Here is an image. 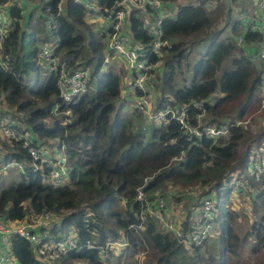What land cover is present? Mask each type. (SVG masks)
I'll return each instance as SVG.
<instances>
[{
    "label": "trees",
    "instance_id": "1",
    "mask_svg": "<svg viewBox=\"0 0 264 264\" xmlns=\"http://www.w3.org/2000/svg\"><path fill=\"white\" fill-rule=\"evenodd\" d=\"M23 1L0 0V4H8V25L0 36V97L15 114H23L24 125L11 123L16 132H28V141L45 143L50 153L62 147L68 170L64 184L50 185L43 183L47 174L44 165L37 169L24 166L19 182L0 186V216L16 222L42 213L58 216L47 238L60 240L59 234L71 232L76 247H80L60 254L54 260L59 264H122L125 260L135 264H264V215L251 220L239 236L236 212L222 201L232 190L228 185L234 175L231 171L243 172L251 150L264 147L262 126L253 131L247 122L233 124L247 121L260 102L264 59H256L262 60L257 68L255 57L246 50L258 46L263 33L250 30L235 16L230 24L234 35L220 37L221 28L230 22L222 5L182 0L186 3L156 26L160 41L169 42V47H160L158 57L150 49L155 41L148 17L153 15L152 8L145 5L131 12L127 20L130 39L142 46L148 63L159 62L161 67L160 73L153 71V78L148 80L152 86L149 94L156 95L154 108L185 106L192 125L229 124L224 137L187 141L173 120L150 124L145 133L116 107L120 96L118 74L111 69L99 71L104 58L103 39L112 30L93 33L86 22V15L93 9L87 0H83L86 5L75 0H25L30 4L27 10ZM120 1L93 0L95 12L107 19L112 11L121 9L117 6ZM144 15L149 25L144 23ZM220 21L224 25L217 28ZM237 24L242 27L240 34ZM235 35L242 36L243 47L235 43ZM193 42L200 44L196 62L186 52L188 43ZM42 44L52 46V71L38 62ZM76 71L89 72L83 90L64 101L59 95L60 72L69 76ZM179 80L183 82L181 87ZM196 102L200 109L193 106ZM54 107L56 112L52 113ZM132 110L138 117L139 112ZM200 111L204 119L197 121ZM4 139L7 143H0L5 150L0 154V166L21 158L30 162L20 140ZM245 179L250 192L264 194V188L258 190V182L264 179ZM167 183L180 186V190L198 186L206 196L214 192L208 195L216 207L214 240L185 246L182 237L157 223L148 211L156 210V201L163 199ZM138 191L141 199L137 198ZM166 209L164 202L159 212L167 214ZM195 216H185L177 225L181 235ZM41 230L32 229L39 234ZM118 240L124 245L117 251L98 253L85 248L86 241L103 247L107 241ZM42 242L43 237L33 245L18 235L10 236L8 247L13 260L9 264H47L41 262L42 256L36 251Z\"/></svg>",
    "mask_w": 264,
    "mask_h": 264
},
{
    "label": "built area",
    "instance_id": "2",
    "mask_svg": "<svg viewBox=\"0 0 264 264\" xmlns=\"http://www.w3.org/2000/svg\"><path fill=\"white\" fill-rule=\"evenodd\" d=\"M77 2L86 3L83 0H75ZM135 5H149L153 10V15L151 16V28L150 32L154 35L155 41L151 46V52L155 53L158 57L160 56L159 49L161 46L169 47L168 41H160L157 25L163 17H172L175 11L170 10V3L173 2H159L158 0H130ZM254 1V10L255 18H252L247 21L246 26L254 32L260 31L263 33V39L258 46L253 45L254 52L249 54L257 59L258 57L264 59V0H253ZM8 4H0V36L4 34L7 29L8 19H7V8ZM119 10H114L111 14L104 19L102 25L107 29H111L112 32H107V43L108 47L113 50L115 53L122 55L125 58L127 69L131 71V78L128 80V89L136 94L138 91L139 94H136V99L134 101L133 107L135 110L143 115H145L148 121L151 124H166L167 122L173 120L178 123L182 133L185 135L187 141H191L193 138H218L224 137L228 133V123H223L219 126L208 125L201 126L200 124L192 125L189 122L187 107H176V106H164L153 108L150 107V97L149 88L151 87L148 84L149 77L152 75L156 63H148L147 58L145 57V52L142 46L139 43L133 42L130 37L128 38L124 35L123 29L127 25L126 19V9L120 7ZM130 40V45H127V41ZM235 43L241 45L242 36H239ZM244 46V45H243ZM257 48V49H256ZM109 50V52H111ZM53 55L52 46L42 44L39 46V51L37 54L38 62L43 66L44 69L52 71L55 69V58ZM50 58L46 62V59ZM160 64V63H159ZM62 66V65H61ZM84 74L82 71H76L69 76H65L64 72H60V79L58 80V85L60 89V97L64 101H68L73 95L81 92L83 90H78L80 81H83ZM83 86V84H82ZM193 106L197 109H200V103H193ZM54 107L53 110H55ZM152 111V112H150ZM259 111H264V88L260 94L259 102ZM202 112L200 111L197 116V121L200 120ZM245 122H235L237 124H245ZM0 135L3 138L10 140H20L21 146L26 149L32 168L37 169L41 165H44L47 169V174L43 180L44 184L50 185H59L64 184L67 178V161L66 156L62 152V147L60 150L54 149L50 153L47 147L41 146L39 143L32 144L28 141L27 133H17L13 125L3 124L0 126ZM55 151H60L61 155L58 158L55 155ZM252 152L248 155V159L245 163V172L247 176H252L256 181L264 179V147H257L251 150ZM251 158L249 159V157ZM250 160V161H249ZM249 162V164H248ZM10 167H16L21 171L20 164L17 162H5L0 166V170H5ZM231 180L228 182V185L234 186L236 190L241 194H246L244 191L251 189L248 187L245 180L242 179L241 175H236L233 173ZM264 188V182L261 183ZM247 191V192H248ZM137 198L141 199V193L138 191ZM165 200L158 199L156 201V210L150 209L148 212L153 214V217L162 222L161 226L164 230L170 231L177 236L182 237L181 241L185 246H189L192 243H199L204 240L212 231L215 226V216H216V207L214 201L209 196L199 203L198 214L195 217V220L188 224L187 232L184 235H181L178 231L177 225L181 221L173 222L168 217L166 211L164 214L159 212V208L163 207ZM51 214L42 213L38 216H34L37 221L46 220V217H51ZM4 218L1 219V218ZM163 218V220H162ZM47 232H42V234L32 231V227L26 221L16 222L9 221L5 219L3 215L0 216V243L2 245L0 249V264H9L13 258L9 250V238L12 235H18L23 239L27 240L33 245L38 244L39 240L43 237V242L37 248V253L42 256L43 259L54 260L60 254H63L69 249L76 248L77 250L80 247H76L74 241V234L68 232L64 238L60 240L52 241L48 239ZM124 244L120 241H107L103 247L95 245L93 242L86 241V249H96L98 253L105 252L106 250L112 249L117 251L118 248L122 247ZM84 248V247H82ZM104 260L102 256L101 261Z\"/></svg>",
    "mask_w": 264,
    "mask_h": 264
},
{
    "label": "rangeland",
    "instance_id": "3",
    "mask_svg": "<svg viewBox=\"0 0 264 264\" xmlns=\"http://www.w3.org/2000/svg\"><path fill=\"white\" fill-rule=\"evenodd\" d=\"M86 1V0H85ZM179 1V2H177ZM174 1L177 3L176 6L186 3L185 1L182 0H177ZM191 3L195 2V0H189ZM211 3H219V5H222L221 9L222 12L225 14L226 11H228V16L230 18H228L230 20L229 23H226L224 25L223 21H220V23L217 25V28H221L223 25V27L221 28L222 32L220 34V37H224L226 35H234L233 32L230 29V24L235 20L236 17H239L240 21L242 22V24L245 26V24L247 23L248 20L255 18V14L253 13L254 10V1L253 0H208ZM24 4L26 5L25 8L27 10L28 6L30 5L29 3H27L25 0L23 1ZM90 7H92V11L90 13H88L86 15V22H88L89 26L91 27V29L93 30V33L95 34H99L100 32L104 31L103 28V21H104V17H101L99 15L96 14V10H95V6H94V2L93 0H87L86 1ZM7 4V2H6ZM244 4V5H243ZM142 12V11H141ZM143 12L139 15H142ZM96 16H98L99 18H96ZM152 16L150 14H148V17ZM236 16V17H235ZM148 17L146 15H144V23L146 25H149L147 19ZM225 18H223L224 20ZM238 20V19H237ZM150 22V21H149ZM151 25V22H150ZM95 31V32H94ZM236 31H239V34L242 31V27L240 25L237 24V28ZM123 33L124 35L129 38V34H128V29H127V25H125V28L123 29ZM238 34V35H239ZM106 35V33H105ZM235 41L236 39L239 37L237 35H235ZM234 36V37H235ZM192 38V35L189 36L187 38L190 39ZM130 40L127 41V45H130ZM242 46V44H241ZM103 54H104V58L102 61V66L100 68L99 71L101 70H107V69H111L113 72L118 74V78H119V83H120V96L118 98V100L115 101L116 107L119 109V111L123 114V116H128L131 117L130 119H132V122L134 123V126L136 128V125L139 124L141 127L140 129L142 131H144L145 133H147V130L149 129V127L152 125L147 117L141 113H137L139 114L138 117H134L133 116V105H134V101L136 99V94L132 93L129 89H128V82L125 80L129 75L131 78V71H129V68L127 69V64L125 61V58L122 55H119L117 53H115L113 50H111L108 47V43H107V36H105V38L103 39ZM243 47V46H242ZM248 48V47H247ZM257 49V48H256ZM109 50H111V52H109ZM200 51V44L197 42H193L191 44L188 43L187 45V49L186 52L188 54V58L193 60L194 62H196V53ZM254 52L253 47L250 50H246V54H252ZM53 55H51L52 57ZM50 58L46 59V62L49 61ZM254 61L257 63V68H258V62L262 61L259 60L257 61L256 59H254ZM264 67V63L261 65V67ZM93 68V64L90 66V70H92ZM160 64L158 62L157 66L155 67L154 71L155 74H159L160 72ZM158 72V73H157ZM89 72H85L84 74V78L83 81L86 80V77L88 76ZM154 73L151 75L150 79L153 78ZM191 75V72L187 73L185 75V83H187V81L189 80ZM262 84H261V88H264V69L262 71ZM83 81L81 80L80 83L77 82V84L79 85L78 90H82V84ZM180 81V85L178 87H181L183 82L182 80ZM93 84V82H91ZM152 87V86H151ZM149 88V92H151L152 88ZM124 89V91H123ZM154 89H155V93L158 94V91H156V86L154 85ZM154 92V90L152 91ZM151 94H148V96L150 97ZM152 97V99H151ZM150 99V107L151 110L155 107V97L156 95L153 97L151 95ZM154 101V102H153ZM55 110H52V113H55ZM152 112V111H150ZM65 114V111L63 112ZM0 116H3V118L0 120V126L3 124H10L15 122H20L21 124L24 125V123H22V118H23V114L22 113H17L15 114L14 111L10 108H8L5 104H3L1 97H0ZM204 119V117H200V119ZM247 123L248 125H251V130L255 131L257 130V128H259L260 126H262L264 128V111H259V103H258V108L256 109V111L249 115L247 118ZM151 124V125H150ZM153 125H158V124H153ZM27 134H29L28 132H26ZM147 136V134H146ZM145 136V137H146ZM7 143V141H5V139L0 135V143ZM41 146L46 147L45 143L41 144L42 142H38ZM1 144H0V150H1ZM1 154V153H0ZM55 155L59 158L61 155L60 151H55ZM251 158V156L249 157V159ZM17 161V160H15ZM15 161H11V162H15ZM250 161V160H249ZM17 163L20 164L21 170L23 171L24 166L27 167H32L31 162L27 161L26 159H19L17 161ZM249 164V162H248ZM4 171V172H3ZM18 168L16 167H10L7 168L5 170H0V186L1 187H7L9 184L15 185L17 182L20 181V174L21 172ZM232 173H237V174H242L243 175V180L246 181L245 177L247 176L245 170L242 172H238V171H231ZM247 183V181H246ZM262 182H258V190L262 191L263 186L261 184ZM232 190L231 192H228L226 195H224L222 197V201L227 204L230 205V209H234V213L236 212V216H235V229H236V233L241 236L245 231L246 228H248V225L250 224L251 220H257L259 215H264V194H254L253 192L248 191V189H246L244 192L246 193L241 194L239 193L236 188L234 186H231ZM203 191L200 187V189L198 188V186L196 187H189L186 188L184 190H180V186H171V183H167L164 191H162L163 195V199L166 202V206H167V211L169 214V219L173 222H177V221H183L185 219V216H188L189 218L194 216L196 214L195 217H197L198 214V202L202 201L206 198V195L203 194ZM248 191V192H247ZM213 191L209 192L207 194L208 195H213ZM251 199H253L251 201ZM25 204H27L25 202ZM191 211L193 212L191 214ZM255 211V212H254ZM57 220H59V217L57 216H51V217H46V220H41V221H37L35 219L34 216H30L27 220H25L27 223H29L31 225V227L33 229L36 228H42V232H47L50 229L51 224L54 222L56 223ZM163 220V218H162ZM158 224H162V222L160 220H157ZM46 233V234H47ZM68 233V232H67ZM66 232L59 234L60 238H64L67 234ZM215 234H216V230L215 227L213 228V231L205 238V241L208 240V242L212 241L215 239ZM120 241V240H118ZM249 245L248 241L245 245V250L243 252L242 257L245 258L246 254H247V246ZM136 257H138V255H136ZM42 263H47V264H59L57 261L54 260H47V259H43L40 258ZM139 261V260H138ZM72 264H87L84 263V261H73ZM122 264H135L132 260H125L124 263Z\"/></svg>",
    "mask_w": 264,
    "mask_h": 264
},
{
    "label": "water",
    "instance_id": "4",
    "mask_svg": "<svg viewBox=\"0 0 264 264\" xmlns=\"http://www.w3.org/2000/svg\"><path fill=\"white\" fill-rule=\"evenodd\" d=\"M118 7H124L126 9V19L128 20L130 17V14L134 10L142 9L143 6L141 5H135L130 0H121L117 3Z\"/></svg>",
    "mask_w": 264,
    "mask_h": 264
},
{
    "label": "crops",
    "instance_id": "5",
    "mask_svg": "<svg viewBox=\"0 0 264 264\" xmlns=\"http://www.w3.org/2000/svg\"><path fill=\"white\" fill-rule=\"evenodd\" d=\"M177 2H179V1H177ZM208 4H210V1H208ZM177 3L176 2H173V3H170V10H174L175 11V9H177ZM96 18H99L98 16H96ZM239 18V17H238ZM129 77H130V75L125 79L127 82H128V80H129ZM123 91H124V89H123ZM3 118V116H0V120ZM17 123H19V124H21L20 122H17ZM51 143V142H50ZM52 143H55V142H52ZM5 150L2 148L1 150H0V153L2 154L3 152H4ZM4 172V171H3ZM169 211V210H168ZM193 212L191 211V214H192ZM168 216H169V214H168ZM1 219H3L4 220V218L2 217ZM33 229V228H32ZM36 231V230H35ZM1 247H2V245H1V243H0V249H1Z\"/></svg>",
    "mask_w": 264,
    "mask_h": 264
},
{
    "label": "clouds",
    "instance_id": "6",
    "mask_svg": "<svg viewBox=\"0 0 264 264\" xmlns=\"http://www.w3.org/2000/svg\"><path fill=\"white\" fill-rule=\"evenodd\" d=\"M22 171V170H21ZM55 260V259H54Z\"/></svg>",
    "mask_w": 264,
    "mask_h": 264
}]
</instances>
